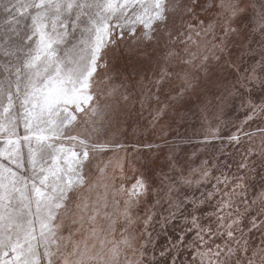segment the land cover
<instances>
[{
  "label": "rangeland",
  "instance_id": "1",
  "mask_svg": "<svg viewBox=\"0 0 264 264\" xmlns=\"http://www.w3.org/2000/svg\"><path fill=\"white\" fill-rule=\"evenodd\" d=\"M0 264H264V0H0Z\"/></svg>",
  "mask_w": 264,
  "mask_h": 264
}]
</instances>
